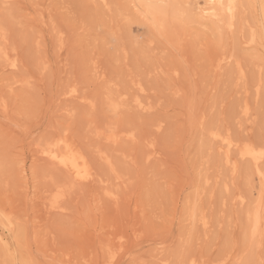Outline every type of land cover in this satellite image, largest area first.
<instances>
[{"label":"rangeland","instance_id":"rangeland-1","mask_svg":"<svg viewBox=\"0 0 264 264\" xmlns=\"http://www.w3.org/2000/svg\"><path fill=\"white\" fill-rule=\"evenodd\" d=\"M179 3L162 29L141 0H0L17 61L0 51V208L15 220L0 221V264H264L262 178L240 154L264 170L262 3L238 0L230 29L211 0ZM50 143L90 180L48 161Z\"/></svg>","mask_w":264,"mask_h":264},{"label":"bare ground","instance_id":"bare-ground-1","mask_svg":"<svg viewBox=\"0 0 264 264\" xmlns=\"http://www.w3.org/2000/svg\"><path fill=\"white\" fill-rule=\"evenodd\" d=\"M104 0H99V2H102ZM143 2V13L144 16H150L152 18V21L157 24L159 27H161L162 29L165 28V26L168 24V20L167 23L165 22L166 19H168L169 17L171 20L173 19V17H177L178 15H180L182 13V11L180 9H182L183 7L179 8V2L182 0H141ZM161 1H166L165 5H159L158 3H161ZM187 1V0H184ZM260 2V1H259ZM185 3V2H184ZM212 6L209 8H202L204 11V14H209L211 19L217 18V20L219 19L220 16L227 14L228 15V25L229 29L231 27V25H233V19L236 16V14L238 13V0H211ZM262 3V15L264 16V0H261ZM240 6V5H239ZM188 8V7H187ZM184 13L186 12V9H183ZM208 10H210L209 13ZM257 12V11H256ZM187 14V13H185ZM239 14V13H238ZM51 17V16H50ZM224 17V16H223ZM227 17V16H226ZM237 18V17H236ZM149 19V18H148ZM225 19V17H224ZM239 19V18H238ZM222 19H220L221 21ZM235 20V19H234ZM241 20V19H239ZM170 21V20H169ZM236 21V20H235ZM234 21V22H235ZM254 21V20H253ZM173 21H171L172 23ZM232 28V27H231ZM1 30V29H0ZM113 32V31H112ZM60 33V32H59ZM1 34V33H0ZM256 36L254 33H252L250 40L251 41H255L256 40ZM59 38V37H58ZM249 38V37H248ZM2 39V38H1ZM61 39V38H60ZM3 41V40H0ZM59 41V40H58ZM61 43V42H60ZM5 43L3 42V45ZM59 45V44H58ZM63 49V48H62ZM1 53L3 51V55H2V59L3 57H5L4 59L9 60L10 57L8 56L10 53L6 52V50H0ZM0 53V54H1ZM224 59H221V61ZM7 64V63H6ZM8 65L10 66H17V61L16 59H10V61L8 62ZM219 66H223V63L220 62ZM95 67V66H94ZM66 68V67H65ZM98 68V67H97ZM173 70V69H172ZM96 71V70H95ZM98 72V71H96ZM103 75V74H102ZM101 76V75H100ZM100 78V77H99ZM70 87V85H69ZM75 87V86H74ZM73 86H71V88L68 90V92L71 94L75 91V88ZM124 94V93H123ZM140 94V93H138ZM122 94H119L117 96L116 99H112L110 102V106L114 109H118V107L120 106L121 103H123V97H121ZM142 97V96H141ZM121 102V103H120ZM137 104L141 107H143V103L142 101L137 99ZM129 104V103H128ZM138 108V107H137ZM125 131V130H124ZM209 131H211V129H209ZM208 131V132H209ZM213 133V132H211ZM115 135V134H114ZM113 135V136H114ZM215 135V134H214ZM113 138H116L113 137ZM230 139V138H229ZM125 140V139H124ZM127 141V140H126ZM234 141V140H233ZM58 142V141H57ZM236 142V141H235ZM227 145V146H225ZM224 146L227 148L226 151V155L228 159L229 158V150L232 149V147H234V144L232 141H228L227 144H225ZM235 149V148H234ZM237 149V148H236ZM239 150V149H238ZM257 150V149H256ZM231 152V151H230ZM42 153L45 154L46 158L48 159V161H50L51 163H53L54 165L56 164V166H60V168H64L68 173L70 172L77 180H90V176H91V172L90 170L87 168L86 166V161L84 160V158L82 157V155L80 153H77L76 151H74L69 145H65L63 148L58 144V143H50L48 144V146L46 148H44L42 150ZM234 153V152H233ZM231 154V153H230ZM241 156L243 157H249L252 158L253 161H255V164L257 166V170L258 173L261 175V180L263 183V188H264V170H261L262 167H259V161L262 158V153H258L256 151H254L253 149H244L241 150ZM235 155V154H234ZM44 159V158H43ZM111 159V157H110ZM231 160V159H230ZM49 162V163H50ZM52 165V164H51ZM234 165V164H233ZM237 167V165H235ZM240 167V166H239ZM58 169V168H57ZM237 169V168H236ZM61 170V169H60ZM232 170V169H231ZM238 176V175H237ZM259 176V175H258ZM70 183V182H68ZM83 183V182H82ZM85 183V182H84ZM67 184V183H66ZM80 185V184H79ZM86 185V184H85ZM104 188V186H103ZM107 194H111V192L107 191ZM65 193L63 190H58L53 196H52V201H51V207L54 208H60V205L62 202V198L64 197ZM191 197V196H190ZM188 198V197H187ZM193 199V198H191ZM263 196H261V198L259 199L260 202L258 204L257 209L254 212L253 215V220H252V232L253 235H255L256 233L259 232L260 226H261V222H262V201H263ZM115 202V201H114ZM48 205V204H47ZM64 205V204H63ZM187 206V205H186ZM195 209V208H194ZM196 211V209L194 210ZM193 211V212H194ZM198 211V210H197ZM13 211L6 212L3 208H0V221L2 223H4V225L7 228H11L14 224H15V220H14V216H12ZM191 214V212L189 213ZM197 219V217H196ZM193 220V219H192ZM17 222V221H16ZM208 223V222H207ZM207 227V226H206ZM6 229V228H5ZM262 231V230H261ZM16 233V232H15ZM257 236V235H255ZM0 240H7V237H5L1 232H0ZM8 245V244H7ZM4 243V247L6 248V251L8 252V246ZM122 247V246H121ZM112 250V249H110ZM116 250V248H115ZM19 255V254H18ZM110 255V253H109ZM117 256V252L112 251L111 255H110V261H113V259ZM17 257V256H16ZM15 260V259H14ZM20 260L21 264H35L33 263L32 259L30 260L29 258L23 257V255H19L18 259ZM202 261V260H201ZM203 262V261H202ZM186 264V263H185ZM190 264H199L196 262H192ZM202 264H206V263H202Z\"/></svg>","mask_w":264,"mask_h":264}]
</instances>
